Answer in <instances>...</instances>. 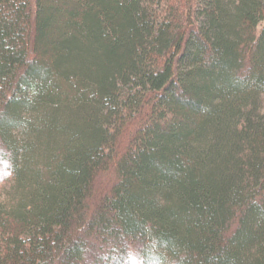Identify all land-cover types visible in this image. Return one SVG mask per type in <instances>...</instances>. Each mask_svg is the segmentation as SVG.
I'll return each instance as SVG.
<instances>
[{"label":"trees","instance_id":"1","mask_svg":"<svg viewBox=\"0 0 264 264\" xmlns=\"http://www.w3.org/2000/svg\"><path fill=\"white\" fill-rule=\"evenodd\" d=\"M4 188L0 264H264V0H0Z\"/></svg>","mask_w":264,"mask_h":264},{"label":"rangeland","instance_id":"2","mask_svg":"<svg viewBox=\"0 0 264 264\" xmlns=\"http://www.w3.org/2000/svg\"><path fill=\"white\" fill-rule=\"evenodd\" d=\"M106 177L101 176L97 180V187L99 192L102 191V189L106 186ZM5 197V188L0 190V200H2Z\"/></svg>","mask_w":264,"mask_h":264}]
</instances>
